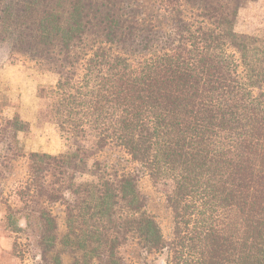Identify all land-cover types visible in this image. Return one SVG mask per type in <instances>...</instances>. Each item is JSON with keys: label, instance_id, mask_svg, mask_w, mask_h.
Segmentation results:
<instances>
[{"label": "trees", "instance_id": "trees-1", "mask_svg": "<svg viewBox=\"0 0 264 264\" xmlns=\"http://www.w3.org/2000/svg\"><path fill=\"white\" fill-rule=\"evenodd\" d=\"M243 1L154 0L144 14L140 0H0V48L56 77L37 87L36 126L75 141L26 151L17 134L30 124L2 119L10 158L26 159L20 204L4 214L14 258L129 264L121 249L134 243L166 264H264V26L235 31ZM106 147L138 168L95 160L96 180L78 181ZM140 174L173 183L169 239Z\"/></svg>", "mask_w": 264, "mask_h": 264}, {"label": "rangeland", "instance_id": "rangeland-1", "mask_svg": "<svg viewBox=\"0 0 264 264\" xmlns=\"http://www.w3.org/2000/svg\"><path fill=\"white\" fill-rule=\"evenodd\" d=\"M144 14L155 11L154 0H140ZM264 26V0H245L241 2L235 19V31L241 34L260 36ZM52 73H42L36 69L33 61L23 55L9 56L7 50L0 48V94L7 99L8 105L0 108V264H21L10 253L7 231L4 228V214L6 205L18 207L20 202L15 193L18 184L26 177V159L21 157L10 158L7 151L8 136L11 132L3 130L2 119L12 117L16 112L22 120L27 121L30 127L18 132V139L24 149L57 154L71 152L75 141L67 134L56 130H47L49 124L36 126V111L44 105V101L36 96L39 85L48 86L55 81ZM35 123V124H34ZM89 146V143H86ZM40 149V150H38ZM95 160L106 162L118 171H135L138 165L131 161L123 151L106 147L88 160L85 173L78 176V181H94L97 172L94 169ZM138 186L147 199V210L155 217L162 233L169 239L173 229L171 210L166 203V196L172 191L173 183L166 179H151L147 175H139ZM51 211L57 216L60 233L64 232L63 207L53 205ZM19 221L24 223L21 215ZM122 255L129 264H166L165 254H145L134 243H127L121 249ZM26 264H36L34 259L27 258Z\"/></svg>", "mask_w": 264, "mask_h": 264}, {"label": "crops", "instance_id": "crops-1", "mask_svg": "<svg viewBox=\"0 0 264 264\" xmlns=\"http://www.w3.org/2000/svg\"><path fill=\"white\" fill-rule=\"evenodd\" d=\"M45 128H46L47 130H56L55 127L51 126L50 124L47 125ZM38 150H40V149H38ZM41 150L45 152V150H43V149H41ZM27 151H34V150H27Z\"/></svg>", "mask_w": 264, "mask_h": 264}]
</instances>
